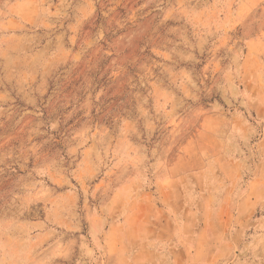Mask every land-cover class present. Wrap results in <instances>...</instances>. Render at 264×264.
Instances as JSON below:
<instances>
[{
  "label": "rangeland",
  "instance_id": "rangeland-1",
  "mask_svg": "<svg viewBox=\"0 0 264 264\" xmlns=\"http://www.w3.org/2000/svg\"><path fill=\"white\" fill-rule=\"evenodd\" d=\"M0 264H264V0H0Z\"/></svg>",
  "mask_w": 264,
  "mask_h": 264
}]
</instances>
